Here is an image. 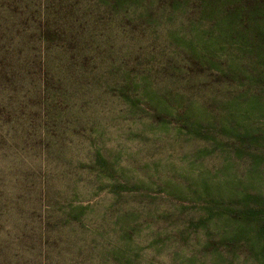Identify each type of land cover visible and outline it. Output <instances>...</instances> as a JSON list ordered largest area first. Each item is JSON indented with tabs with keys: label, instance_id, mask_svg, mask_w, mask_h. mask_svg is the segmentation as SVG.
I'll use <instances>...</instances> for the list:
<instances>
[{
	"label": "rangeland",
	"instance_id": "374dc122",
	"mask_svg": "<svg viewBox=\"0 0 264 264\" xmlns=\"http://www.w3.org/2000/svg\"><path fill=\"white\" fill-rule=\"evenodd\" d=\"M226 1L216 13L198 1L153 7L110 50L145 99L133 114L118 95L102 94L80 115L126 189L84 203L97 213L85 219L79 264H116L111 254L128 264H264V4ZM9 19L0 4V53L19 50L4 47ZM241 36L248 41L231 44ZM23 102L0 70V246L9 252L19 250L18 232L40 230L48 194L64 200L67 165L90 144L86 129L69 139L51 128L54 143L25 133L29 119L41 122ZM17 207H35L37 220ZM54 238L51 263L71 264L66 234Z\"/></svg>",
	"mask_w": 264,
	"mask_h": 264
},
{
	"label": "trees",
	"instance_id": "16d2710c",
	"mask_svg": "<svg viewBox=\"0 0 264 264\" xmlns=\"http://www.w3.org/2000/svg\"><path fill=\"white\" fill-rule=\"evenodd\" d=\"M193 1L200 2L201 8L214 13L224 9L225 3L216 4L219 0L0 2L3 11L10 16L3 27L7 37L4 47L19 48L0 53L1 81L12 96L14 93L21 94L26 101L20 103L21 109L26 113L29 109L28 114L36 115L41 122L35 124V119H29V129L25 133H35L40 139L42 136L48 137L54 143L56 139L48 134L51 128L56 133L62 131L63 136L66 134L69 139L82 138L86 129L88 133L85 140L90 143L84 159L80 156L67 165L64 200L48 194L44 198L45 204L48 202L46 215L40 216V230L18 232L16 239L19 250L16 252H9L0 246V264H52L51 251L59 243V238L55 239L54 234L59 233L66 234L67 249L77 256L71 264H79L76 261L78 257H84L82 239L79 237L87 232L85 219L97 213L94 207L85 206L84 203L102 192L108 191L118 196L126 189L115 183L118 175L115 165L98 149L93 136L95 129L90 132L80 115L87 107L99 102L102 94L118 95L129 112L139 113L142 104L139 98H145L135 95L140 91L145 92L144 87L134 82L132 72L125 68L126 65H114L115 55L110 50L118 38H128L127 28L135 23L145 24L149 17L153 18L154 13L149 11L153 7L157 10L180 8ZM258 1L264 4V0ZM226 2L229 8L237 5L239 0ZM245 41L248 40L241 36L231 44L240 47ZM249 44L255 46L257 43L252 41ZM123 58L118 56L116 59L124 63ZM100 63L104 65L100 66ZM153 110L157 112V109ZM50 190L47 188L46 192ZM43 191L41 189V194ZM37 203L41 205L42 200L38 199ZM16 211H21L20 218H38L35 207L27 212L17 207ZM88 233L90 237L98 234L91 222ZM114 255L117 254H111L110 257L116 264H128Z\"/></svg>",
	"mask_w": 264,
	"mask_h": 264
}]
</instances>
